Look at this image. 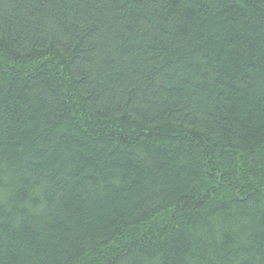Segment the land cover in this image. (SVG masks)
I'll return each instance as SVG.
<instances>
[{"label":"trees","instance_id":"16d2710c","mask_svg":"<svg viewBox=\"0 0 264 264\" xmlns=\"http://www.w3.org/2000/svg\"><path fill=\"white\" fill-rule=\"evenodd\" d=\"M0 264H264V0H0Z\"/></svg>","mask_w":264,"mask_h":264}]
</instances>
